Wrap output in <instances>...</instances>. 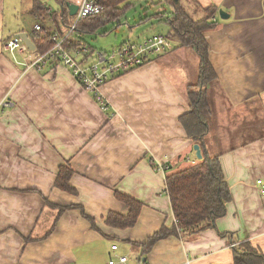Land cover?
Listing matches in <instances>:
<instances>
[{
    "label": "crops",
    "instance_id": "1",
    "mask_svg": "<svg viewBox=\"0 0 264 264\" xmlns=\"http://www.w3.org/2000/svg\"><path fill=\"white\" fill-rule=\"evenodd\" d=\"M33 2L0 0V264H97L90 261L98 254L92 258L89 252L107 238L110 249L117 245L107 264L119 255L130 264L137 258L148 264H232V247L244 240L264 256V196L256 184L259 178L264 181V134L218 151L231 200L214 227L193 237L161 239L146 255L131 243L145 242L163 225H173L166 175L198 161L179 116L189 108L186 89L194 81L188 72L196 67V80L199 59L193 49L178 48L115 75L100 87L104 109L65 67L48 63L24 69L3 51L7 39L21 32L29 36L39 24L30 12ZM196 2L217 7V24L204 32L217 76L209 86L210 105L213 86L216 97L222 93L221 105L245 110L242 117L249 125L259 108L264 112V0ZM219 10L228 18L221 19ZM18 13L34 20L28 29L24 18L25 25L17 23ZM153 34L161 33H141L132 41ZM214 131L205 138L209 153ZM67 162L74 170L70 183L76 194L54 185L58 166ZM115 191L143 204L132 227L104 223L109 211L127 212ZM71 205L83 207L100 231L79 209L58 213V207ZM218 232L234 236L222 238Z\"/></svg>",
    "mask_w": 264,
    "mask_h": 264
},
{
    "label": "trees",
    "instance_id": "2",
    "mask_svg": "<svg viewBox=\"0 0 264 264\" xmlns=\"http://www.w3.org/2000/svg\"><path fill=\"white\" fill-rule=\"evenodd\" d=\"M53 1L59 6V9H53L39 0H34L33 7L30 9L32 15L41 23V28L38 31L31 32L29 37L41 52L49 49L54 44L53 34L55 32L63 37L66 28L73 22V16L69 15V9L66 5L67 0ZM134 1L95 0L101 7L102 12L99 15L78 20L73 30L64 38L63 46L68 50L87 47L89 50L87 57H90L96 50L86 42L83 36L94 33L104 27L106 23L113 22L124 15ZM163 1L171 6L170 14L158 12L154 16L159 18V23H163L168 27L166 36H164L172 43L173 41L176 43L173 44L174 46L170 50L191 48L199 59L197 78L186 89L189 108L179 116V123L184 129L186 137L200 146L202 158L198 159L195 164L178 171H170L166 175L165 192L169 197L175 221L170 227L163 225L149 236L145 242H131L141 247L143 255H146L161 239L170 236L193 237L205 229L214 227L216 220L226 214L227 203L231 200L230 189L220 163V154L209 153L205 139L212 130L210 126L212 108L208 98V89L210 85L215 83L217 76L209 61L208 44L204 32L214 28L217 24V21L213 19L217 14V7L215 5L202 7L196 0H188L197 9L196 15L198 16L195 17L184 6L186 4L183 3V0ZM55 65H58V63ZM165 170H168L167 166ZM73 173L74 170L69 162L58 166L55 187L67 193L76 194L77 190L70 183ZM115 197L125 205L127 212L122 214L109 211L104 220L105 225L118 229L132 227L138 219L143 204L135 198L118 191H115ZM45 203L50 207H56L47 200H45ZM58 209L59 214L67 209H79L82 217L90 223L91 228L100 231L96 219L87 214L83 207L71 205L58 207ZM50 231L47 232V235ZM218 235L222 238H231L234 233L218 232ZM234 242L233 239V242L229 244ZM232 253V264H264L263 254L248 240L239 241L233 245ZM143 261L146 262V260L137 258L135 263Z\"/></svg>",
    "mask_w": 264,
    "mask_h": 264
},
{
    "label": "built area",
    "instance_id": "3",
    "mask_svg": "<svg viewBox=\"0 0 264 264\" xmlns=\"http://www.w3.org/2000/svg\"><path fill=\"white\" fill-rule=\"evenodd\" d=\"M77 5L78 9L73 16V22L67 28L65 35L61 37L57 32L54 33V44L44 52L38 50L35 45L34 49L28 48L23 38L18 34L7 39L2 48L16 64L24 69H40L48 63H58V65L65 67L76 82L92 94L100 106L105 109L107 105L100 93V87L103 84L115 75L142 66L153 57L169 51L173 43L162 34H153L139 42L125 41L108 55L103 51H97L87 57L89 53L87 47L68 50L63 46V40L73 30L77 21L88 16L99 15L102 12L95 0H79ZM40 28L41 24H35L33 31H38ZM256 184L264 196V181L259 178L256 180ZM111 249L116 250L117 245H112ZM116 263L130 264L126 255H119L117 260L110 259L108 261V264ZM133 264L148 263L143 261Z\"/></svg>",
    "mask_w": 264,
    "mask_h": 264
},
{
    "label": "rangeland",
    "instance_id": "4",
    "mask_svg": "<svg viewBox=\"0 0 264 264\" xmlns=\"http://www.w3.org/2000/svg\"><path fill=\"white\" fill-rule=\"evenodd\" d=\"M45 1L47 2V4L54 7L53 9H56V4L53 0ZM183 3L186 4L184 6L188 8V10L195 17L198 16L196 15L197 9H195V7L190 4V2H188V0H183ZM170 10V5L161 0H135L133 4L125 11L124 15L120 16L113 22L106 23L104 27L99 30H96L94 33L87 35L85 34L83 37L90 46L95 48V52L103 51L108 55L113 50L119 48L123 42L132 41L141 33H143L144 35L148 33H161L162 35L166 36L167 26L163 25L162 23H159L158 19L152 16V14L158 12H165L166 14H168ZM194 12L196 13L194 14ZM18 15H20L18 16V19H20L19 22H17L18 24L25 23L24 20L26 22L28 21L25 27L26 29H28L30 25L33 24L34 20L32 18L26 19L24 18V15L20 13H18ZM38 23L41 24L40 22ZM150 24L153 25L151 31H149ZM130 31H132V33ZM173 44H176L175 41H173ZM189 69V77L192 81L195 82L194 77L196 73V67L191 65ZM209 89L208 96L210 97ZM211 89L212 106H210L212 108V117L210 126L211 129L215 130V133L213 135L214 144L211 150L212 154H216L218 153V151H221L222 147H226L227 143H229L230 145H234L235 143L243 142L244 144L264 134V112H262L261 108H259V111L257 113H254V115L251 116L250 120L252 121L250 122V124H245L242 117L243 114L245 116V110L243 112L238 113L237 111L232 110V108H226L227 106H225L224 104L221 105V102H219V100L222 96V93L220 92L219 94L218 92L219 96L216 97L213 91H216L217 89L213 86ZM226 110L228 112H224ZM248 126H250V128ZM229 128H231L232 131L234 130L235 133H237L235 134L236 138H233L235 136H230L232 133H230L231 131L229 130ZM246 131L247 134L243 135V133H241ZM110 244L111 240L107 238L104 240L102 246L99 245L97 246V248H94L96 250H91L89 253L92 258L95 257V255L97 254L99 258L97 260H94L93 258V260H91L90 262L95 261V263L97 262V264H107L108 258L113 255V252L110 249ZM85 258L89 259V256Z\"/></svg>",
    "mask_w": 264,
    "mask_h": 264
},
{
    "label": "water",
    "instance_id": "5",
    "mask_svg": "<svg viewBox=\"0 0 264 264\" xmlns=\"http://www.w3.org/2000/svg\"><path fill=\"white\" fill-rule=\"evenodd\" d=\"M66 5L68 6V9H69V15L70 16H74L76 14L77 9H78V5L70 4L68 2H67ZM219 17L221 19H226V18H228V14H226L222 10H219ZM18 35L23 38V40L25 41V43L28 46V48L34 49V47H35L34 43L31 41V39L29 38V36H28V34L26 32L18 33ZM193 149L195 151L196 157L198 159H201L202 158V154H201L200 146L198 144H194L193 145ZM142 260H144V259H142Z\"/></svg>",
    "mask_w": 264,
    "mask_h": 264
}]
</instances>
